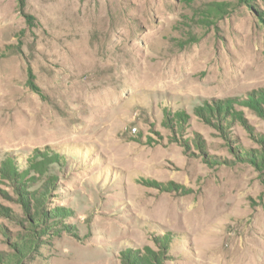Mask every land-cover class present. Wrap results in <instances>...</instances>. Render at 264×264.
<instances>
[{"label":"rangeland","instance_id":"rangeland-1","mask_svg":"<svg viewBox=\"0 0 264 264\" xmlns=\"http://www.w3.org/2000/svg\"><path fill=\"white\" fill-rule=\"evenodd\" d=\"M0 264H264V0H0Z\"/></svg>","mask_w":264,"mask_h":264},{"label":"bare ground","instance_id":"bare-ground-1","mask_svg":"<svg viewBox=\"0 0 264 264\" xmlns=\"http://www.w3.org/2000/svg\"><path fill=\"white\" fill-rule=\"evenodd\" d=\"M153 1V0H152ZM155 5V4H154ZM257 247H258V245H257Z\"/></svg>","mask_w":264,"mask_h":264}]
</instances>
